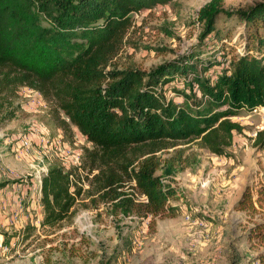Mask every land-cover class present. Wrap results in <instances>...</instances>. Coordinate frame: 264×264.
I'll return each mask as SVG.
<instances>
[{
	"label": "trees",
	"instance_id": "1",
	"mask_svg": "<svg viewBox=\"0 0 264 264\" xmlns=\"http://www.w3.org/2000/svg\"><path fill=\"white\" fill-rule=\"evenodd\" d=\"M168 1L0 0V122L15 116L17 87L37 91L52 103L63 131L72 125L91 144L82 165L91 174L88 202L107 204L120 218L150 217L152 222L173 216L184 196L174 176L197 162L174 146L194 141L223 156L233 133L242 130L231 117L241 109L264 107V0L236 9L208 0L197 10L201 40L217 36L220 15L240 23V50L227 61L184 58L149 71L110 67L131 24L130 13ZM251 140L252 147H264V125ZM72 173L51 164L41 175L40 226L73 213L81 187ZM263 192L257 189L252 200L245 186L233 209L252 214L253 202L264 205ZM8 237L3 232L2 243ZM244 237L264 240V219ZM263 257L256 256L259 264Z\"/></svg>",
	"mask_w": 264,
	"mask_h": 264
},
{
	"label": "rangeland",
	"instance_id": "2",
	"mask_svg": "<svg viewBox=\"0 0 264 264\" xmlns=\"http://www.w3.org/2000/svg\"><path fill=\"white\" fill-rule=\"evenodd\" d=\"M207 1L169 0L131 12V24L110 67L149 71L184 58L189 62L227 61L230 53L240 50L241 26L220 15L215 23L217 36L201 40L202 24L196 12ZM257 1L222 0V8H245ZM221 47L224 56L219 54ZM13 106V119L0 122V264H259L256 256H264V240L248 242L244 237L254 222L264 219V205L253 202L256 210L252 214L233 209L237 200L232 204L233 198L218 201L222 186L211 185L219 172L232 170L225 179L234 178L241 192L248 186L252 200L257 189L264 190V147L251 145L255 131L264 125V107L241 109L231 117L242 130L233 133L223 156L209 153L194 141L174 146L185 148L184 154L192 153L197 159L175 176L198 169L201 177L210 174L213 179L208 181L204 202L197 197L188 200L183 194L182 205L173 216L151 222L150 217L120 218L110 213L107 204L88 202L91 174L82 165L91 144L74 126L63 131L57 125L52 103L37 91L19 86ZM51 164L74 169L72 179L81 192L71 216L52 226H40L39 180ZM200 220L204 226L195 223ZM3 232L9 236L6 244L2 243Z\"/></svg>",
	"mask_w": 264,
	"mask_h": 264
},
{
	"label": "crops",
	"instance_id": "3",
	"mask_svg": "<svg viewBox=\"0 0 264 264\" xmlns=\"http://www.w3.org/2000/svg\"><path fill=\"white\" fill-rule=\"evenodd\" d=\"M214 158H217V157L215 156ZM221 172H219V175H216L215 184L212 182L211 185H214V187L216 184H219V186H222L221 189L219 188L221 192L218 195L219 196L217 198L218 201L222 200V203H223V201L225 199L227 201H230L231 198H233L232 202H231V204H232L234 201L237 200V198L239 197V195L241 193V185L239 186V184L237 183V181L234 180V178L233 179H228V178L225 179V177H226L225 174L228 173L227 175H231L233 173L232 170H226V171H221ZM200 174H201V171L197 169L194 173H190L189 171H185V172L181 173L180 175H177L174 177L175 186L183 194H185V197L188 200H190V199L194 200V198L197 197V199L199 201L204 202V193H205V190L207 189V187L209 186L208 181L212 180L213 178H212V175L209 174L208 177L204 179L203 177H201ZM238 182H240V180H238ZM200 193H202V194H200ZM202 202L200 204L202 205V207H204L205 204ZM204 233H206V231H204Z\"/></svg>",
	"mask_w": 264,
	"mask_h": 264
},
{
	"label": "built area",
	"instance_id": "4",
	"mask_svg": "<svg viewBox=\"0 0 264 264\" xmlns=\"http://www.w3.org/2000/svg\"><path fill=\"white\" fill-rule=\"evenodd\" d=\"M21 144H22V145H27V141L22 140V141H21ZM70 177H71V176H70ZM135 196H137L138 198H143L142 196H138L136 193H135ZM184 218H185L186 221L189 220V216H188V215H185ZM195 223H197V224L200 225V226H204V224L202 223L201 220H200V221H197V222H195Z\"/></svg>",
	"mask_w": 264,
	"mask_h": 264
}]
</instances>
